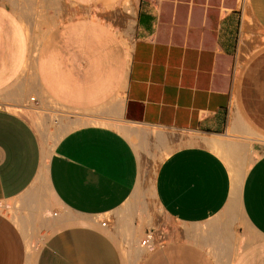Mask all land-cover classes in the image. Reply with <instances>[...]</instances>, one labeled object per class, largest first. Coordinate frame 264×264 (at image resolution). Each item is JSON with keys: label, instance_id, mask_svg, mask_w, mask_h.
Returning <instances> with one entry per match:
<instances>
[{"label": "crops", "instance_id": "0c3cea01", "mask_svg": "<svg viewBox=\"0 0 264 264\" xmlns=\"http://www.w3.org/2000/svg\"><path fill=\"white\" fill-rule=\"evenodd\" d=\"M63 1L68 15L40 9L31 33L0 0V206L19 222L0 210V264H28L23 229L43 238L33 264H131V250L136 264H264V152L235 177L264 133L230 116L254 93L264 112V44L238 61L264 34V0ZM26 87L65 109L33 111ZM157 129L195 137L154 177L161 210L188 228L144 251L139 156ZM168 138L154 135L164 150Z\"/></svg>", "mask_w": 264, "mask_h": 264}, {"label": "rangeland", "instance_id": "374dc122", "mask_svg": "<svg viewBox=\"0 0 264 264\" xmlns=\"http://www.w3.org/2000/svg\"><path fill=\"white\" fill-rule=\"evenodd\" d=\"M5 1L9 2L13 6V8L20 14V16L25 20L27 31L30 30L31 33L33 32L34 29L35 12L39 15L41 9L43 17L45 14L50 15L51 13L52 15L54 14L53 17L61 19L62 17L68 15L67 11L69 8H71V6L66 4L63 0H53V5L50 7L44 6V4L47 2L46 0H5ZM67 5L69 8L67 7ZM262 44H264V34H255V35L248 34L246 39H244V41H242L240 44V48L238 51V61L242 62L243 60H248L252 55V53H254L255 50L259 47V45ZM33 51L34 49L32 50V52ZM31 56H33V53ZM248 80L249 79H247L246 82L243 81V83L247 84ZM238 81H239L238 83L240 84L241 80ZM25 89L28 91L26 95L27 104L25 106L29 107L33 111L37 110L39 112L43 111L45 113L53 112L54 114H51L49 116H52L50 117L51 120H55L57 111H62L63 109H65L57 104L52 103V101H50L47 97L45 102L41 98L43 96V94L41 93V88L40 91L38 89L34 90V88H30V87H26ZM256 98L257 95L255 93L249 98L247 96H245V98L243 97V100L238 95V97H236L237 106L234 103H231L230 116L234 113V111H236L237 114V111L240 110L241 115L245 119H247L256 129L264 133V117H262L264 112L260 111L259 104L255 101ZM32 99H35L38 102V104L34 105ZM148 131L153 133V137H148L147 147L149 148V152L142 151L139 156L140 175H139L138 184H139L140 193L137 196V203L141 201L145 203L146 205L145 211L147 214V221L149 223L148 228L153 233V235L156 236L157 239H161L163 237H178V235L183 230L185 231L188 227L186 226L183 227L179 224H176L169 216H167V214H165L161 210L154 193V177L159 163L170 153L172 149L183 144L192 143L193 141H195V137L185 133H178L166 129H157V131L155 130H148ZM164 132L167 133V135L169 136L167 144L165 145L169 147V149L165 152L163 149L164 145L156 144L154 141V135L156 133H164ZM191 139L193 140L190 141ZM245 139L249 141L253 140V138L250 137H246ZM245 142L248 143V141ZM251 147L256 152L250 150L248 156L244 154L243 167L241 172L238 174V177L235 176L236 180H241L243 178L245 172L249 167L248 163L251 159H253V156L255 154L256 156H258L259 154L264 152V142L262 141H254L251 144ZM248 157L250 158V160ZM246 160L248 161V163L246 162ZM42 187H43L42 189L46 192L47 186L45 184H42ZM7 207L9 206L1 205L0 210L6 209L7 213L12 214L15 221L19 223L18 216L16 215V213L13 210L11 211L10 207H9L10 209H8ZM202 226H204V224L198 225L197 227L199 228ZM23 231L25 233L28 264H33L36 251L38 249V246L42 243L43 238L42 237L34 238L29 232H26L24 229ZM41 235H43V233H41ZM142 238H144V235L138 239V244L140 243V240ZM120 245L122 246V244ZM131 253H132L131 264H136L137 259L135 253L133 251H131Z\"/></svg>", "mask_w": 264, "mask_h": 264}, {"label": "bare ground", "instance_id": "6f19581e", "mask_svg": "<svg viewBox=\"0 0 264 264\" xmlns=\"http://www.w3.org/2000/svg\"><path fill=\"white\" fill-rule=\"evenodd\" d=\"M35 41V40H34ZM34 46V45H33ZM27 90L25 89V96L27 95ZM41 93L42 94H44L43 93V91L41 90ZM49 99V98H48ZM50 101H52V103H54V104H56L53 100H51V99H49ZM58 105V104H57ZM24 106V105H23ZM60 106V105H59ZM62 107V106H61ZM47 111V110H46ZM56 116H55V120H56ZM61 119V118H60ZM62 121V120H61ZM75 120L73 119V122H74ZM58 122V121H57ZM72 122V121H71ZM72 122V123H73ZM60 124V123H59ZM61 124H63V122H61ZM60 124V125H61ZM67 125H69L70 126V124H67ZM63 126H65L64 124H63ZM118 127V126H117ZM125 127V126H124ZM69 128V127H68ZM119 128V127H118ZM120 129V128H119ZM121 129H122V126H121ZM125 129H126V127H125ZM129 129V128H128ZM127 129V130H128ZM130 130H132V129H130ZM122 131H124V130H122ZM60 132V129L58 130V132L57 133H59ZM125 132H126V130H125ZM124 132V133H125ZM131 132V131H130ZM129 132V133H130ZM127 133V132H126ZM128 135V134H127ZM130 135H132V133H130ZM210 145L213 147V148H215L223 157H225V159L227 158V156H226V151L224 150L225 149V144H226V138H218V139H212L210 142ZM134 145L138 148V149H142V148H144L141 144H139L138 143V141L136 140V142L134 143ZM165 151H167V150H164V152ZM167 153V152H166ZM246 162L248 163V161L246 160ZM242 167H243V164L242 165H240L239 167H238V169H237V171L235 172V176H237L238 177V174L241 172V170H242ZM235 169V168H234ZM163 235V234H162ZM150 246H152L151 245V243L149 244V245H147L146 247H144V251L146 250V249H148ZM132 251V250H131ZM143 252H141V253H135V256H136V259L138 260V259H140V257H141V254H142Z\"/></svg>", "mask_w": 264, "mask_h": 264}, {"label": "built area", "instance_id": "2783aa9c", "mask_svg": "<svg viewBox=\"0 0 264 264\" xmlns=\"http://www.w3.org/2000/svg\"><path fill=\"white\" fill-rule=\"evenodd\" d=\"M101 225H105L106 224V220L104 221H101L100 222ZM156 242V238L155 236L153 235V233L151 231L147 232L145 237L143 239H141V245L143 246H147L151 243V245H153L154 243Z\"/></svg>", "mask_w": 264, "mask_h": 264}]
</instances>
